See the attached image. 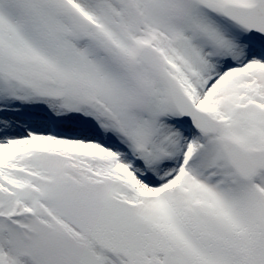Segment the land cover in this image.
Listing matches in <instances>:
<instances>
[{
  "label": "snow or ice",
  "instance_id": "obj_1",
  "mask_svg": "<svg viewBox=\"0 0 264 264\" xmlns=\"http://www.w3.org/2000/svg\"><path fill=\"white\" fill-rule=\"evenodd\" d=\"M0 264H264V0H0Z\"/></svg>",
  "mask_w": 264,
  "mask_h": 264
}]
</instances>
